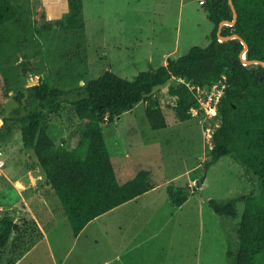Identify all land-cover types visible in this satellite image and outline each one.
<instances>
[{
  "label": "rangeland",
  "instance_id": "1",
  "mask_svg": "<svg viewBox=\"0 0 264 264\" xmlns=\"http://www.w3.org/2000/svg\"><path fill=\"white\" fill-rule=\"evenodd\" d=\"M12 1L17 16L0 27V137L5 119L19 105L14 96L27 94L29 81L68 90L109 69L132 80L140 71L163 66L167 56L207 46L215 27L200 0H84L85 27L75 30L48 27L67 11L49 17L47 0ZM183 83L173 79L155 93L166 128L151 127L147 102L103 124L119 183L147 170L159 189L94 219L78 237L35 155L24 148L21 131L0 145V211L16 223L0 264H234L227 251L238 246L243 200L260 194L261 183L234 155L206 169L220 114L212 116L200 105L192 119L180 121L172 91ZM197 96L204 97V91ZM49 125L62 145L83 123L64 102ZM172 184L191 186L181 206L165 194ZM210 199L234 201L238 216H219ZM36 218L47 238L22 259L43 238Z\"/></svg>",
  "mask_w": 264,
  "mask_h": 264
},
{
  "label": "trees",
  "instance_id": "2",
  "mask_svg": "<svg viewBox=\"0 0 264 264\" xmlns=\"http://www.w3.org/2000/svg\"><path fill=\"white\" fill-rule=\"evenodd\" d=\"M233 3L237 22L224 25L221 35L240 38L219 39V24L234 19L229 0H206L204 7L215 26L207 46H193L184 55L168 58L167 64L159 68L140 71L132 80L109 69L78 88L51 89L39 83L30 86L27 94L20 92L14 96L19 105L5 119L0 145L15 131H21L24 148L35 155L59 197L75 237L94 219L156 186L147 170L124 184L119 183L103 124H112L123 113L147 102L145 111L151 127L166 128V115L155 93L173 79L184 81L172 93L177 97L174 110L178 119L188 121L193 118V110L200 106L197 90L192 87L204 90L225 76L227 87L219 104L221 124L213 134L211 159L205 167L209 169L221 158L234 155L260 181V194L244 197L238 246L228 250L227 256L234 264H264V64H245L241 57L246 42L249 47L246 60L264 63V0H233ZM16 16L13 1L0 0V27ZM54 24L68 30L84 28V0H68V11L62 19L49 22L48 27ZM64 102L71 104L83 125L58 145L50 133L49 121L60 113ZM191 192L189 185L167 187L171 201L177 206L183 205ZM209 204L219 216H238L234 201L210 199ZM15 229L11 216L0 219V258Z\"/></svg>",
  "mask_w": 264,
  "mask_h": 264
},
{
  "label": "built area",
  "instance_id": "3",
  "mask_svg": "<svg viewBox=\"0 0 264 264\" xmlns=\"http://www.w3.org/2000/svg\"><path fill=\"white\" fill-rule=\"evenodd\" d=\"M206 0H200V4L204 5ZM227 87L226 84V78L223 77L222 80L217 81L216 83H213L209 88L207 89H201L200 87H192V89H196V97L199 100L200 105H203L207 112L211 114L212 116H216L219 114V104L221 101L222 96L225 93V89ZM202 91H204L205 96H202ZM201 95L202 98L198 97L197 95ZM3 154L2 151H0V155ZM4 165V160L0 158V169ZM1 174V172H0Z\"/></svg>",
  "mask_w": 264,
  "mask_h": 264
},
{
  "label": "water",
  "instance_id": "4",
  "mask_svg": "<svg viewBox=\"0 0 264 264\" xmlns=\"http://www.w3.org/2000/svg\"><path fill=\"white\" fill-rule=\"evenodd\" d=\"M229 3H230V6L232 7V10H233V13H234V19L232 21H222L219 24L218 35H219V39L221 41L234 39V38H240L238 35H232V36H226V37L221 35V29H222V27L224 25H234L237 22V19H238V14H237L236 8L234 6L233 0H229ZM243 44H244V50H243V52L241 54V57H242V60L244 61L245 64H250V63H261V64H264L263 62L257 61V60H254V61L246 60L245 53H246V51L248 50L249 47H248V44L246 42H243ZM29 83L35 85V82L32 83L31 81H29ZM33 174H34V176L38 175V171L35 170ZM0 213H2V215H4V216L6 215V213L4 211L3 212L0 211Z\"/></svg>",
  "mask_w": 264,
  "mask_h": 264
},
{
  "label": "crops",
  "instance_id": "5",
  "mask_svg": "<svg viewBox=\"0 0 264 264\" xmlns=\"http://www.w3.org/2000/svg\"><path fill=\"white\" fill-rule=\"evenodd\" d=\"M66 4H67V9H66V11H68V0H66ZM167 60H168V56H167V59L164 61V63H163V65H165V64H167ZM115 124V123H114ZM39 168H40V166H39ZM39 170H41V172H42V169H39ZM34 169L32 170V173H34ZM43 173V172H42ZM3 174H5V173H3ZM117 174V173H116ZM1 175V174H0ZM34 175V174H33ZM45 176V175H44ZM118 178V177H117ZM191 187V186H190ZM159 189V185H156L155 186V188L154 189H152V190H150V191H148L147 193H145V194H143L142 196H140V197H138V198H136V199H134V200H132V201H129V202H127V203H125V204H123V205H121V206H119L118 208H125V207H127V206H129V205H131V204H137V200L138 199H140L141 197H143L144 195H149V194H151V192H154L155 190L157 191ZM165 194H167V196H169L168 195V193H167V188H166V193ZM61 207H62V205H61ZM118 208H115V209H118ZM115 209H113V210H115ZM112 211V210H111ZM110 212V211H109ZM37 219V218H36ZM36 222H38V224H39V226H40V228H41V230H42V233H43V238L41 239V241H39V243L37 244V245H34V247L30 250V251H28L23 257H22V259L25 257V256H27L29 253H31V252H33L34 250H36V249H38L39 248V245L41 244V242L42 241H44L46 238H47V233H46V229H44L43 227H42V225L40 224V221L37 219L36 220ZM81 234V233H80ZM78 237V236H77ZM22 259H20V261L22 260Z\"/></svg>",
  "mask_w": 264,
  "mask_h": 264
},
{
  "label": "bare ground",
  "instance_id": "6",
  "mask_svg": "<svg viewBox=\"0 0 264 264\" xmlns=\"http://www.w3.org/2000/svg\"><path fill=\"white\" fill-rule=\"evenodd\" d=\"M49 3V17H55L63 9H67L66 0H47ZM52 8V9H51Z\"/></svg>",
  "mask_w": 264,
  "mask_h": 264
},
{
  "label": "clouds",
  "instance_id": "7",
  "mask_svg": "<svg viewBox=\"0 0 264 264\" xmlns=\"http://www.w3.org/2000/svg\"><path fill=\"white\" fill-rule=\"evenodd\" d=\"M204 6V5H203Z\"/></svg>",
  "mask_w": 264,
  "mask_h": 264
}]
</instances>
